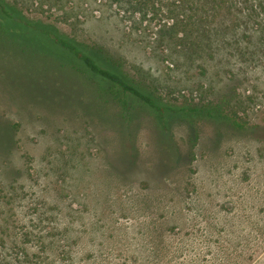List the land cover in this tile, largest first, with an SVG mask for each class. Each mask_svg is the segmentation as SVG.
<instances>
[{
    "label": "rangeland",
    "instance_id": "obj_1",
    "mask_svg": "<svg viewBox=\"0 0 264 264\" xmlns=\"http://www.w3.org/2000/svg\"><path fill=\"white\" fill-rule=\"evenodd\" d=\"M4 2L121 58L175 109L222 102L244 128L190 130L170 114L164 154L144 111L74 102L71 78L73 103L46 99L57 83L37 78L53 63L0 36V264H264V0L206 7L208 44L194 53L196 36H181L200 15L177 0Z\"/></svg>",
    "mask_w": 264,
    "mask_h": 264
},
{
    "label": "trees",
    "instance_id": "obj_2",
    "mask_svg": "<svg viewBox=\"0 0 264 264\" xmlns=\"http://www.w3.org/2000/svg\"><path fill=\"white\" fill-rule=\"evenodd\" d=\"M170 1L176 2V0ZM212 1L177 0V6L179 5L178 7L183 11L199 12L200 15L198 20H196L195 15V19L189 17L191 22L188 25L194 24L195 30L181 36V40H188L189 42L196 36V40L192 42L194 46V50H191L192 53L204 51L208 44L210 28H207V17L201 15V13L210 4L213 7H224L226 4L225 0ZM146 4L147 2L143 5ZM15 15L5 5L4 0H0V36L7 34L9 37H18L21 41H28L31 49L34 46L37 47L41 56L49 58L53 63L55 71L51 75L42 73L37 78L39 83L46 84L52 80L57 83V85H54L57 89L54 91L41 90L45 93V98L49 97L52 102H66L67 97L74 95L76 98L74 102L85 99L87 103L100 106L101 109L111 103L120 108L121 119H126V115L131 119L137 111H144L149 115L148 117L156 120L152 122V133L157 142L156 147L160 145L161 152L170 155H172L170 136L165 128L160 126L159 118L165 120L164 117H169L170 114L178 115L188 124L190 130L195 126V123L210 124L217 130L221 128L242 130L244 128L243 123L237 121V114L229 113L226 110V105L222 102L204 104L200 107L191 106L175 109L156 96L144 83L131 79L124 72L125 64L121 58L111 56L105 49L97 45H86L56 32L35 27ZM187 20L188 18L185 23ZM179 26L180 21L174 17L170 27V30H172L170 35L177 37L179 31L176 28H179ZM58 75L62 77L60 82ZM70 78L74 90L69 95L68 90L71 85L68 82ZM61 84H69V86L65 89ZM71 89L73 88L71 87ZM82 89L85 90V93L76 91ZM27 91L32 94L30 90ZM72 100L73 98H67L69 103H73ZM193 135L192 141L197 139L195 132Z\"/></svg>",
    "mask_w": 264,
    "mask_h": 264
}]
</instances>
